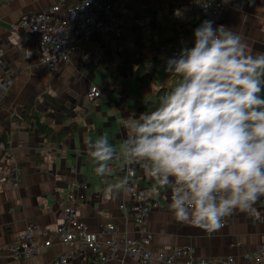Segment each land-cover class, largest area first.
Instances as JSON below:
<instances>
[{"label": "crops", "instance_id": "1", "mask_svg": "<svg viewBox=\"0 0 264 264\" xmlns=\"http://www.w3.org/2000/svg\"><path fill=\"white\" fill-rule=\"evenodd\" d=\"M60 1L0 0L2 75L5 81L11 80L8 90L0 92V264H43L62 253H67L69 264H141L137 258L125 257L121 252L120 260L102 263L101 254L83 246L61 244L55 230L65 221L70 195L80 189L77 179L70 174V169L77 167V178L85 184L82 190L86 200L77 203L76 209L88 230L100 232L114 224L120 231L116 237L122 233L134 239L142 236L133 221L134 215L126 216L131 192L121 190L110 194L106 191L107 186L126 176L127 166L113 160L110 172L97 176L94 162L87 154V142L107 134L109 142L119 148L131 134L125 123L150 110L138 82L134 88L132 81L113 87L109 75V80H105L102 72L107 71L102 69L99 60L112 57L117 64L119 59L112 48L120 50L130 43L136 44V35L141 31L146 44L152 37L163 42L160 49L144 48V54L158 58L150 62L155 73L154 86L170 91L179 77L163 71L164 61L178 53L185 43L188 47L193 45V29L198 25L185 30L183 37L179 33L184 23L193 20L195 3L193 0H104L118 1L127 16L122 40L98 34L83 47L76 48L68 63L47 74L38 60L45 48L28 41L24 33L14 32L11 24ZM201 1L206 0H198ZM211 1L222 2L218 19L242 36L249 54L264 52V0ZM177 8H187L183 19L174 16ZM92 85L102 91L95 100L88 98ZM38 120L55 130H64L66 136L62 140L47 136L37 127ZM130 165L137 174L136 185L150 193L154 180L146 175L142 164ZM15 168L21 169L18 186L12 182ZM170 193L171 189L165 187L160 189L159 196L151 195L152 209L145 219L147 229L153 234L150 249L173 252L191 247L196 257L235 256L242 264H251L243 260V255L264 246V220H254L249 212L236 210L223 219L221 229L207 233L173 220L169 210ZM254 205H264V196ZM30 223L37 226V241L47 238L41 236L47 230L52 245L39 254L21 258L10 247L17 245ZM112 237L105 235L104 238Z\"/></svg>", "mask_w": 264, "mask_h": 264}, {"label": "clouds", "instance_id": "2", "mask_svg": "<svg viewBox=\"0 0 264 264\" xmlns=\"http://www.w3.org/2000/svg\"><path fill=\"white\" fill-rule=\"evenodd\" d=\"M246 49L240 34L203 20L193 45L164 61L178 82L154 110L125 123L127 140L119 148L107 134L87 142L95 174L109 173L113 160L142 164L154 180L150 195L171 189L173 220L209 233L234 211H251L264 196V52ZM128 183L123 177L106 191H127Z\"/></svg>", "mask_w": 264, "mask_h": 264}, {"label": "built area", "instance_id": "3", "mask_svg": "<svg viewBox=\"0 0 264 264\" xmlns=\"http://www.w3.org/2000/svg\"><path fill=\"white\" fill-rule=\"evenodd\" d=\"M203 6L194 4L192 7L194 18L184 23L180 29V37L184 31L199 25L203 20H212L213 27L225 26L217 20V15L223 7L222 2L211 0L201 1ZM127 16L123 13L121 4L118 1L104 0H74L60 2L33 11L11 24L14 32H21L26 35L28 41L39 44L45 48L39 57V64L47 74H52L64 63L71 60V54L76 48L83 47L98 34H104L111 39L121 41L123 38V27ZM140 25L145 22H140ZM223 30V29H221ZM134 48L135 44H128ZM178 54L177 52L175 55ZM3 59L0 57V92L8 90L11 80L5 81L2 75ZM101 96L98 86L92 85L88 93L90 100ZM128 190L131 198L126 206V216L134 215V223L142 233L140 238L134 239L127 233L119 237V227L111 224L100 232L89 231L87 226L78 217L77 203L86 200L85 192L82 190L85 184L80 181L77 167L70 169V174L77 179L76 184L80 188L76 194L70 195L69 203L65 208V221L56 228L59 242L67 247L75 245L83 246L95 254H101V262L106 263L110 259H119V253L125 257L137 258L141 264H154L163 262L166 264H242V261L235 256H227L217 259L196 257L191 247H182L173 252H158L149 248L153 234L147 229L145 219L152 209L151 195L146 190L140 189L135 182L136 171L131 165H127ZM21 169L13 171V183L18 186L20 183ZM171 200V193H170ZM254 220H264V205L255 206L249 211ZM37 226L28 224L27 230L19 238L17 245L10 247V250L18 257L25 258L41 253L52 245L48 238L49 231L44 230L41 236H46L43 241H37ZM209 233V232H207ZM105 235L114 236L105 240ZM243 260L251 264H264V246L243 255ZM43 264H69L67 253H62L52 261Z\"/></svg>", "mask_w": 264, "mask_h": 264}, {"label": "trees", "instance_id": "4", "mask_svg": "<svg viewBox=\"0 0 264 264\" xmlns=\"http://www.w3.org/2000/svg\"><path fill=\"white\" fill-rule=\"evenodd\" d=\"M174 35L177 37L178 31ZM144 37V33L138 31L135 47L133 49L127 46L121 48L118 52L117 58L119 61L117 64L113 63L112 57L101 58L99 62L102 64L103 68H101L107 71L110 76L113 87L125 86L128 81H137L140 90L147 98V106L152 111L158 106V98L167 92V88L154 86L155 73L152 69L147 70V65L158 58L145 55L144 48L149 46L160 49L163 42H157L152 37L149 44H146ZM261 95L264 96V93ZM37 127L47 136L52 135L55 140H62L67 134L64 130H55L56 128L43 124L39 120L37 121Z\"/></svg>", "mask_w": 264, "mask_h": 264}, {"label": "rangeland", "instance_id": "5", "mask_svg": "<svg viewBox=\"0 0 264 264\" xmlns=\"http://www.w3.org/2000/svg\"><path fill=\"white\" fill-rule=\"evenodd\" d=\"M222 9V8H221ZM220 12V11H219ZM218 16V15H217ZM217 20H219L218 19V17H217ZM219 21H221V20H219ZM222 22V21H221ZM118 41V40H117ZM128 48H129V46L128 45H126ZM130 49H132V48H130ZM112 51L116 54V56H118V52L120 51V50H118V49H116L115 47H113L112 48ZM95 69L99 72V70L95 67ZM100 69V68H99ZM100 71H101V69H100ZM103 74H104V77H105V80H109L108 79V74L106 73V72H102ZM99 74H101L100 72H99ZM101 78L103 79V76H102V74H101ZM137 81H132V82H130V83H133L132 84V86H133V88L135 87V86H137V83H136ZM101 90V89H100ZM101 95H102V91H101ZM98 98V97H97Z\"/></svg>", "mask_w": 264, "mask_h": 264}]
</instances>
